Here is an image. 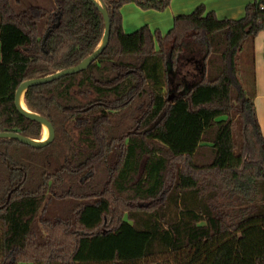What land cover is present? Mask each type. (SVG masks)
Segmentation results:
<instances>
[{"label":"trees","instance_id":"obj_1","mask_svg":"<svg viewBox=\"0 0 264 264\" xmlns=\"http://www.w3.org/2000/svg\"><path fill=\"white\" fill-rule=\"evenodd\" d=\"M45 1L0 0V132L41 139L16 89L79 64L102 40L93 0ZM102 1L103 52L25 93L54 139L0 138V264H264V0L240 18L200 4L164 34L126 32L121 8L172 0Z\"/></svg>","mask_w":264,"mask_h":264},{"label":"crops","instance_id":"obj_2","mask_svg":"<svg viewBox=\"0 0 264 264\" xmlns=\"http://www.w3.org/2000/svg\"><path fill=\"white\" fill-rule=\"evenodd\" d=\"M253 0H172L164 10L144 9L134 2L122 6L123 27L131 33L144 25H149L152 30L159 29L166 33L174 23L178 14L190 13L200 4H204L207 10L215 11L220 18H240L245 14V8ZM256 45V78L257 95L256 107L259 120L264 131L261 113L258 108V101L264 104V30H262L255 41Z\"/></svg>","mask_w":264,"mask_h":264},{"label":"water","instance_id":"obj_3","mask_svg":"<svg viewBox=\"0 0 264 264\" xmlns=\"http://www.w3.org/2000/svg\"><path fill=\"white\" fill-rule=\"evenodd\" d=\"M93 1L97 4L100 11L103 13L104 20H105L104 34H103L102 40H101L99 46L96 48V50L75 66L64 68V69L57 71L55 73H52L48 76L30 78V79L23 81L19 85V87L16 89V92H15V105L17 106L18 111L21 113L22 116L41 123L44 128L47 127L49 129V132H50L49 138L47 140H41L40 141L39 139H34V138H31L29 136L23 135L19 132H15V131H1L0 132V138L17 139V140H19L25 144H28V145H31V146H34L37 148H40V147L47 145L49 142H51L54 139L55 128H54L53 123L47 117H45V116H43V115H41V114H39L33 110L28 111V112L23 110L20 106V101H21L23 96L25 99V93L31 86L52 82V81H54V80H56L62 76L74 74V73H77V72H80V71L86 69L89 66V64L91 62H93L103 52V50L107 47L109 40H110V35H111L110 15H109V12H108L106 5L103 3L102 0H93ZM51 31H52V29L50 28L46 32L44 39H43V44L46 43L47 38H48ZM9 199H10V195L8 196V201H9Z\"/></svg>","mask_w":264,"mask_h":264},{"label":"bare ground","instance_id":"obj_4","mask_svg":"<svg viewBox=\"0 0 264 264\" xmlns=\"http://www.w3.org/2000/svg\"><path fill=\"white\" fill-rule=\"evenodd\" d=\"M20 106H21V108L23 109V110H25V111H31L32 109H30L29 107H28V105L26 104V101H25V99H24V96L22 97V99H21V101H20ZM49 135H50V132H49V129L47 128V127H45V130H44V132H43V135H42V137H41V139H39L40 141L41 140H47L48 138H49Z\"/></svg>","mask_w":264,"mask_h":264},{"label":"rangeland","instance_id":"obj_5","mask_svg":"<svg viewBox=\"0 0 264 264\" xmlns=\"http://www.w3.org/2000/svg\"><path fill=\"white\" fill-rule=\"evenodd\" d=\"M38 3H44L47 4L48 2L43 0L42 2H40V0H34ZM262 100L258 101V108H259V112L261 113V117H262V121H263V125H264V104L263 102H261ZM45 128L43 127V132H44ZM264 132V131H263Z\"/></svg>","mask_w":264,"mask_h":264}]
</instances>
